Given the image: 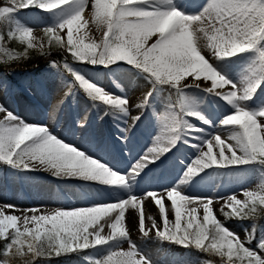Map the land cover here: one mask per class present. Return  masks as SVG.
Returning a JSON list of instances; mask_svg holds the SVG:
<instances>
[{"label": "snow or ice", "instance_id": "1", "mask_svg": "<svg viewBox=\"0 0 264 264\" xmlns=\"http://www.w3.org/2000/svg\"><path fill=\"white\" fill-rule=\"evenodd\" d=\"M72 5L76 10L71 15L55 27L42 28L47 50L45 40L34 35L35 29L21 28L15 20L19 11L35 8L56 13ZM88 8L89 0H0V53L14 60L27 57L30 49L47 56L55 48L69 54L73 61L94 68L127 65L150 86L137 108L145 109L153 96L165 88L170 96H175L168 104L167 114L160 118V134L127 173H120L62 142L48 126L29 125L0 105V162L20 172L43 169L57 178L99 185L97 195L107 189L128 188L181 141L197 152L184 173L185 181L207 169L264 168V107L255 111L247 107L264 79L235 83L216 67L220 61L254 53L258 62L255 71L264 74V0H208L197 14L176 8L174 0H92L91 19L101 38L97 41L87 37L85 42L86 37L80 33L89 24L84 18ZM13 41L24 46L23 53L8 49L7 44ZM50 67L59 69L60 65L52 60ZM63 70L73 78L66 86V96L82 90L93 102V108L103 107L104 115L127 117L128 128L122 129L124 132L140 120L143 112L132 115L128 97L105 91L74 71L67 61ZM188 77L193 78L190 83ZM191 88L218 97L233 109L217 125L224 126L226 137L216 132L199 143L191 142L199 140L195 134L203 130L190 124V117L202 124L211 123L195 109L187 95ZM86 122L85 117L78 126L83 128ZM243 196L244 199L235 194L217 199L224 200L219 212L225 221L251 222L244 229L245 238L216 218L213 198L187 196L176 187L147 192L142 197L129 194L127 199L117 198L111 203L50 212L37 208L20 210L14 204H5L0 208V264H16L18 259L22 264H43L103 246L108 248L107 255L93 264H153L124 225L126 208L140 209L147 198L157 206L161 223L148 216L151 227L146 228L141 210L142 238L193 248L219 257L221 264H264V226L260 224L264 220V192L246 190ZM165 200L170 202L167 210ZM5 209L19 210L24 215L7 214ZM169 213L174 220L169 219ZM102 220L110 229L107 235H101L105 226L100 225ZM124 242L127 250L120 247Z\"/></svg>", "mask_w": 264, "mask_h": 264}, {"label": "rangeland", "instance_id": "2", "mask_svg": "<svg viewBox=\"0 0 264 264\" xmlns=\"http://www.w3.org/2000/svg\"><path fill=\"white\" fill-rule=\"evenodd\" d=\"M207 2L208 0H174V6L184 11L186 14H197ZM73 6L74 5L71 7L66 6L67 9H65L69 10ZM62 15L63 13L56 16L54 13H46L34 8L17 12L15 14V20L21 28L35 29L34 35L45 40L47 50V38L44 36L42 28L48 26L55 27L56 24L63 20ZM91 15V9H86L84 18L89 21V24L86 28L82 29L80 33L86 37L85 42H88L87 37L96 39L97 41L101 38L100 31H98L96 25L92 23ZM66 17L67 16H64V19ZM90 28L91 31H89ZM60 34L64 35L63 32ZM54 50L57 51L55 48H52L51 53ZM10 51L15 54L23 53L20 51ZM31 51L36 54H40L36 50ZM21 59L22 58L8 60L3 53H0V63L2 64H11L13 62L20 61ZM66 61L71 65L74 71L85 76V78L89 79L93 83L99 84L105 89V91L110 92L117 97H128L129 108L132 115L143 112L140 120L136 122L135 126L132 127L130 131H122V129L128 128V124L125 123L127 117L113 114L104 115L103 107L93 108V102L90 101L87 96L84 97L79 91H76L74 95L66 96V86L72 83L73 78L67 77L60 68L54 69L50 67V63L38 71H15L12 73L0 72V105H3V107L14 116L19 117L25 123H28L37 116L36 113L39 109H43L47 114H50L55 103L59 101L63 105L60 112L61 117L63 119L70 118L78 122L86 117L87 122L85 127H87L88 136H92L97 143H109L114 151V153H112L113 158L118 161L122 160L123 162H126L127 160H130L128 162H132L135 160L133 159L132 153L133 151H136L135 149L137 148H140L139 152L136 151L137 155L142 156L145 152L144 147L147 149L148 147L153 146L154 138L160 134L162 127L160 118L167 114L168 104L171 100L175 99V96H170L169 91L164 89L161 93H157L153 96L149 106L145 109H140L136 107V104L141 102L143 98L142 94L149 90L150 86L144 77L138 72L129 69L127 65H117L107 69L100 67L94 68L90 65L75 62L73 60L68 61L66 59H64L63 62L60 61L62 63V67ZM225 62H232L234 65L229 69L233 72L232 74L224 72L222 65L228 64ZM247 62L249 63L246 64ZM257 63L256 55L254 53H250L233 57L229 60L220 61L216 67L218 71H221V73L226 76V78L235 83L248 78L252 75L249 71H253L255 75L254 82H256L257 80L264 79V74L255 71ZM58 65L60 64L58 63ZM262 86L263 83L258 90L263 89ZM224 90L227 91V89ZM257 92L255 93L256 95ZM187 95L193 102L197 111H199L203 116L206 114L209 118H211H206L211 122L210 125L202 124L195 118H189L190 124L203 130L202 132L195 134L199 137V140L194 139L191 141L192 143H199L200 140L209 138L211 135L220 130L219 126L217 127L219 121H221L225 116L231 114L233 109L222 99L215 96L205 95V93L200 89H188ZM254 98L255 97H253V99ZM247 107L250 110L255 111L264 107V103H260L259 101H249L247 102ZM0 119H3V114H0ZM130 123L131 121L129 120V124ZM77 127V129H82L79 126ZM48 128L53 134L58 130H61L63 127L61 124H52L50 126L48 125ZM67 129L73 130L75 127L66 126L63 130ZM222 133L224 135L227 134L224 129L222 130ZM224 135L222 136L226 137ZM140 143H146V146L137 147ZM169 156L171 157L169 158ZM195 156H197L196 150L181 141L177 143L176 147L173 148L171 152L162 156L159 159L160 161L157 160L156 163L152 165L156 167L155 171H157V174L168 173L174 178H177L180 177L179 172L182 168L184 167L186 169ZM162 159H168V161L162 166V168H159L157 165L162 164ZM130 168L131 166L128 165V167L121 172L126 173ZM206 172L207 171H203L198 176L192 177L188 184L191 185V187L201 184L199 182H203ZM147 173L148 172L144 171L139 178L146 176ZM228 176L231 178V183H235L232 195L235 194L238 199H244L243 192L246 190L257 193L264 192V168H260L258 166H241L239 168L214 169L210 178L215 181H220L223 178H228ZM55 183L56 184L46 183L43 180L36 178L31 172L16 171L0 162V208H2L3 203H7L4 202V198L7 195H14L23 199H33L37 197L39 192L42 190H48L51 192L50 189H52V191H56V189L59 188V191H63L60 189L61 184L58 182ZM189 185L185 186L188 187ZM181 188L180 190H182L185 194L184 191L187 188ZM153 191L155 190H146L145 193ZM51 193L53 195L55 194L54 192ZM21 201L23 203H19ZM21 201L16 202V208L21 209L23 206H26V204H30L27 203V200H25V202L24 200ZM19 205L22 206L20 207ZM165 205L166 210L170 208V202L165 201ZM222 205L213 208L216 218L225 222L227 227L238 233L241 238H245V227L242 223L235 220L225 221L223 215L220 214L219 209ZM68 207V203H63L62 205H59L58 209H69ZM148 211L154 215L157 223L160 224L161 217L155 203L148 208ZM143 213L146 215V211ZM169 219L174 220V216L170 213ZM260 224L264 226V220H261ZM147 225H149V223L147 222V217L145 216L146 228H148ZM99 227L100 225H97V228ZM90 231H92V229ZM109 232L110 229L105 225L104 231L101 232V235H107ZM128 233L140 250L153 261V264H207V262L203 259L190 257L187 251L186 253H179L170 249L165 245V243H161L158 240H146L142 238V234L139 229L128 230ZM120 247L127 250V243H122ZM107 253V246H103L98 250H87L85 252V256L89 257L87 261H95L96 259H100L107 255Z\"/></svg>", "mask_w": 264, "mask_h": 264}, {"label": "bare ground", "instance_id": "3", "mask_svg": "<svg viewBox=\"0 0 264 264\" xmlns=\"http://www.w3.org/2000/svg\"><path fill=\"white\" fill-rule=\"evenodd\" d=\"M91 2L92 0H89L88 9H91ZM66 9L57 11L56 13H54V15L57 16L58 14L63 13L62 19H64V16H69L70 14H72L73 11L76 10L75 6H73L69 10H66ZM91 28L89 29V31H91ZM204 54L206 55V57L210 58L209 53L206 52ZM232 62L231 63L225 62L228 64L222 65L225 73H231V74L233 73L232 71L229 70L232 66H234ZM248 63L249 62H247L246 64ZM249 73L252 74L253 76L251 75L245 79H247L250 82L255 83L254 82L255 75L253 71H249ZM192 79H193L192 77H188L187 81L190 83ZM240 82L242 81L241 80L238 81V83ZM201 84L203 83L201 82ZM262 87L263 89L258 90L257 95L256 94L254 95L255 98L253 99V101L258 102L264 99V83ZM62 106H63L62 103H60L59 101L56 102L50 114H47L43 109H39V111L36 113L37 116L34 117L32 121L28 122L27 124L46 125V126L48 125L50 126L52 124H61L63 128L53 133V135L57 136V138H59L62 142H65L72 146L77 147L78 150L84 152L89 157H94L97 160L104 162L107 166H109L113 170L118 171L120 173H122L121 171L125 170V168L128 167V165L132 167V165L135 164L140 159L141 156L137 155V152L140 151V148L135 149L137 152L133 151L132 156H133V159L135 160H133L132 162H128L130 160H127L126 162H123L122 160L118 161L117 159L113 158L112 153H114V151L109 143H97V141H95L92 138V136H88L87 127L84 126L82 129H77L78 121H75L70 118L63 119L61 117L60 112L62 110ZM204 117L207 119H211L206 114L204 115ZM66 126H69V127L73 126L75 127V129L63 130ZM219 128L220 130H218L217 132H219L221 135H224L222 133L224 126H219ZM227 135L228 133L224 136H227ZM145 144L146 143H140L139 145H137V147H143ZM145 148L146 147H144V151H146L149 147L147 149ZM170 157L171 156H169V158ZM196 157L197 156H195V158ZM195 158H193V160ZM168 159L167 160L162 159L163 160L162 164L157 165V167L162 168V166L168 161ZM155 169H156L155 166L150 165L148 168L144 170L148 172L147 175L141 178L138 177L136 181L133 184H131L128 188L115 189V190L107 189V190H104L99 195H97V191H96L100 187L99 185L86 184L85 182L80 181L78 179H74V178H57V177H54L50 172L45 171L43 169L32 171L31 173L36 178H39L40 180H43L46 183H52V184H56L55 182L60 183L61 184L60 189H62L63 191H59L58 190L59 188H57L56 191H52V189H50L51 192L55 193L53 195L48 190H42L41 192H39V195L33 199H23V198L14 196V195H7L4 198L5 199L4 202H7V203H3L2 208L4 207L5 204L15 205L17 201L24 200L25 202V200H27V203H30V204H26V206H23L20 210L27 209V208H37V209H41L42 211L50 212V211L58 209L59 205H62L63 203H68L69 204L68 208L86 206L87 204H91V203H111V202H115L117 198L127 199L129 194L134 195L136 197H142L145 194L146 190L162 191L166 188H173V187H176L178 189H180L181 187H184L185 189L187 188L184 191L187 196L197 195V196H202V197H211L213 198L212 208H216L217 206L222 205L224 202V200H218L217 198L228 197L230 194L232 195V192H233L232 190L235 185V183L233 182L231 183V178H229V176L228 178H223L220 181L212 180L210 178V175L212 174V172H214V169L205 170L207 172H206V176L203 178V182H199L201 184H198L195 187H191V185L188 184L191 178L188 179L187 181L183 179L184 173L187 168L185 169L183 167L180 172L178 171L180 173V177H177V178H174L168 173L157 174V171H155ZM185 185H189V186L186 187ZM19 203H23V202L21 201ZM153 204L154 202L151 200V198H147L143 201L140 209H132L130 207H127L125 211V221H124L126 230L128 231V230H138L139 229L138 219H139L141 210L143 212L146 211V215L144 216L154 217V215L148 211V208ZM19 206L21 207L22 205H19ZM5 211L7 214H15L17 216L24 215V213L19 210L12 212L11 210L5 209ZM28 214L31 215V213H28ZM112 215H114V213ZM135 218H136L137 223L135 221ZM107 219L109 218L106 217L105 220ZM147 222L149 223V225L147 226L151 227V221L147 219ZM100 225H105V221L102 220L100 222Z\"/></svg>", "mask_w": 264, "mask_h": 264}, {"label": "trees", "instance_id": "4", "mask_svg": "<svg viewBox=\"0 0 264 264\" xmlns=\"http://www.w3.org/2000/svg\"><path fill=\"white\" fill-rule=\"evenodd\" d=\"M4 30L6 31L7 29L5 28ZM7 47L14 51H20V52L24 51V46L21 45L19 41L9 42L7 44ZM52 59L57 62L63 61L64 59H67L68 61L73 60L69 54L65 52H61V51L54 50L50 55L45 56V55L36 54L33 51L29 50L28 56L23 57L21 61L14 62L11 65L0 64V71L9 72V73L11 71H27V70L28 71H34V70L38 71L44 65L52 61ZM80 92H83V91L81 90ZM250 223L251 222H243L242 224H244L245 228H248L250 227ZM165 245L169 247L170 249L177 251L179 253H184V252L186 253L187 251L191 257H196V258L198 257L201 259H205L208 262V264L209 262L210 264H219V262H221L219 257L209 256L193 248H183V247L169 244L166 242H165ZM93 262L94 261L92 262L86 261L84 257V253H81L79 255L72 254L69 256L55 258L51 260L50 262L45 261L43 262V264H93ZM16 264H22V261L18 259L16 261Z\"/></svg>", "mask_w": 264, "mask_h": 264}]
</instances>
